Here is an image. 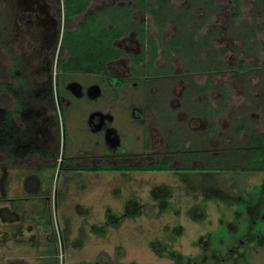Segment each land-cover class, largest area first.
<instances>
[{
  "label": "rangeland",
  "instance_id": "rangeland-1",
  "mask_svg": "<svg viewBox=\"0 0 264 264\" xmlns=\"http://www.w3.org/2000/svg\"><path fill=\"white\" fill-rule=\"evenodd\" d=\"M149 1L162 5L163 23L141 10L133 20L146 24L156 58L131 35L117 42L126 56L108 67L131 79V56L144 53L153 75L137 88L60 71L65 25L84 20L65 24L64 0H0V85L18 88L34 115L14 116L20 132L0 146V264H264V172L238 158L251 134L264 142V0ZM126 3L92 0L88 11ZM177 41L188 49H172ZM0 92L14 110L17 95ZM97 113L120 142L110 144L115 163L175 151L183 170H68L110 154L107 126L106 135L91 126Z\"/></svg>",
  "mask_w": 264,
  "mask_h": 264
},
{
  "label": "trees",
  "instance_id": "trees-1",
  "mask_svg": "<svg viewBox=\"0 0 264 264\" xmlns=\"http://www.w3.org/2000/svg\"><path fill=\"white\" fill-rule=\"evenodd\" d=\"M92 0H64L63 13L65 24L73 18L84 17V20L78 22L77 28L68 29L65 25V31L58 50L57 65L63 74H93L110 76L107 72V64L120 59L125 55L122 48L117 46V42L135 33L141 41L146 38V26L144 23L137 24L133 20L136 11L151 13L153 17L163 23L162 5L155 8L149 0H131L122 6L114 4L105 9L89 12V6ZM238 15V14H237ZM193 43V39H188ZM148 44L153 48V56H156L154 40L148 39ZM172 49L186 51L188 46L177 41L172 43ZM66 55V56H65ZM136 59V62H139ZM240 68H244V63H240ZM20 69L13 70V77L19 79ZM6 87V92L15 93L18 103L14 110H8L5 107L6 96L0 92V145L11 139V136L18 135L21 125H18L13 119L18 116L23 121L33 118L31 108L27 102L20 96V90L9 84L0 85V91ZM8 90V91H7ZM5 104V105H4ZM241 130L238 131L240 133ZM21 149L20 147H18ZM18 149V150H19ZM239 160L246 164L243 169L264 172V142L261 135L253 133L244 147V155H238ZM251 161V162H248ZM82 160H75L69 169L73 171H118V172H164L172 170L167 162L152 163L144 165H114L109 163L91 164L82 163ZM240 162V164H241ZM250 163V164H249ZM242 165V164H241ZM66 166L64 162L61 169ZM68 169V170H69Z\"/></svg>",
  "mask_w": 264,
  "mask_h": 264
},
{
  "label": "flooded vegetation",
  "instance_id": "flooded-vegetation-1",
  "mask_svg": "<svg viewBox=\"0 0 264 264\" xmlns=\"http://www.w3.org/2000/svg\"><path fill=\"white\" fill-rule=\"evenodd\" d=\"M143 23V22H142ZM139 24H141V23H139ZM145 24V23H144ZM145 26H146V24H145ZM131 35H134L135 37H136V35H135V33H131L129 36H131ZM146 36H147V26H146ZM149 38H151V37H146V38H144L142 41H141V39L139 40L137 37H136V39H137V41H138V43L141 45V48L142 49H144V51L146 50V48H148V47H150L149 46V42H148V39ZM119 42V41H118ZM121 48V47H120ZM123 49V48H122ZM124 50V49H123ZM124 52H125V50H124ZM150 52H151V56H152V61L156 58V56H157V54H156V56H153V54H154V52H153V48H151L150 47ZM126 56V52H125V55L123 56V57H121L120 59H118V60H115V61H112V62H110V63H108L107 64V72L109 73V75L110 76H105L106 78H107V80H108V82L111 84V85H114V86H121V85H125V83H127V82H130V83H133L134 85H136V87H137V85H138V83H141V84H145L146 82H148L149 80H150V77L153 75L152 73H153V71L151 70V69H149L148 71H146L145 70V67H143V66H141V64H142V62H143V60H144V57H145V54L144 53H139L137 56H131V58H132V60L135 62V64H136V67H137V70L136 71H134L133 72V74H132V76H133V78H131V79H127V80H125L123 77H115V79H114V76L108 71V67H109V65L111 64V63H115V62H118V61H120L122 58H124ZM136 59H139L140 61L139 62H136ZM113 80H115L116 82H117V84H113L114 82H113ZM152 80V79H151ZM150 80V81H151ZM138 88V87H137ZM145 88L142 86V90H141V92H143L144 93V102H142V106H140V110L139 111H141L140 113H142V114H144V115H139L138 114V116H140L139 118L140 119H142L143 120V122H142V124L144 125V127L145 128H147L146 130H148V127H149V123H150V121L146 118V115H145V113H146V111L147 112H150V110H149V108L147 107V104H146V102H145V98H147L146 97V95H145ZM59 97V96H58ZM58 103H59V105L61 106V100H60V97H59V100H58ZM94 117H96L95 118V121H91V126H92V129H95V130H97V131H99V129L102 131V133L104 134V135H106V132H105V126H107V130H108V132H109V130L112 132V134L109 136L108 135V132H107V136L109 137V143H107V142H105L106 143V145L108 146V149L110 150L109 151V153L110 154H108V156H100V158H98V160H101V162L99 163H97V162H95L94 160H92L96 165H98V164H102V163H109V164H114V165H124V164H117L118 163V160H115L114 158H119V157H121V156H119V155H117V154H113V147H111V145H113V146H117V145H119L120 144V142L118 141V139L115 137V130H113V129H111V125L109 124V118L108 117H104V118H102L101 117V115L100 114H94L93 115V117L92 118H94ZM107 118H108V120H107ZM93 120V119H92ZM99 122H100V124H99ZM101 131H99V132H101ZM115 131V132H114ZM144 131H145V129H144ZM12 137H14V136H11V139H12ZM10 139V140H11ZM111 144V145H110ZM146 145V146H145ZM1 146V145H0ZM177 144L175 143V141H173L172 142V145H171V148L172 149H177ZM18 147H20V146H18ZM18 147H16V151H19V150H21L22 149V147H20L21 149H19ZM152 147V145H151V143H150V141H149V139H145L144 140V149H149V148H151ZM19 149V150H18ZM191 151H185L184 153H182L181 155L183 156V157H186L187 159H188V157H190V155H192L193 157H197L198 156V152H195V154L192 152V153H190ZM111 154H113V155H111ZM127 155V157L128 156H133L135 153H131V152H127L126 153ZM173 154H175V151H172V152H170L169 154H167L168 156H174ZM190 154V155H189ZM166 155V156H167ZM206 155V154H205ZM139 156H141V158L144 160L142 163H138V164H132V165H144V164H152V163H164V162H167L168 163V165H169V167L172 169V170H169V171H173V170H176V171H181V170H183V168H178L177 166H175V165H173V161H172V158L170 157H167L166 159H162V160H156V159H152V158H148V156L149 157H153V155H145V152L144 153H139L138 154V156H134V157H136L137 159H138V157ZM192 157V158H193ZM140 158V159H141ZM78 160H82L83 162H87L88 160H90V158L89 159H87V158H85V157H83V158H78ZM66 160H64L63 162H62V164L65 162ZM114 162V163H111V162ZM91 163V164H94V163ZM115 162H117V163H115ZM61 164V165H62ZM69 165H71V164H69ZM69 165L67 166V169H69ZM132 165H129V166H132ZM187 167V169H195V168H193V167H190V166H186ZM185 167V168H186ZM70 170V169H69ZM197 170H199V169H197ZM70 171H73V170H70ZM164 172H167V171H164Z\"/></svg>",
  "mask_w": 264,
  "mask_h": 264
}]
</instances>
